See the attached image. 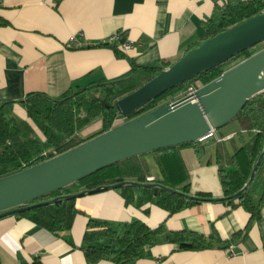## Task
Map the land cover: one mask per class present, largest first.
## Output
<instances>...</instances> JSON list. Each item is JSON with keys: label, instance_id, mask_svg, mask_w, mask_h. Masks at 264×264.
<instances>
[{"label": "crops", "instance_id": "obj_1", "mask_svg": "<svg viewBox=\"0 0 264 264\" xmlns=\"http://www.w3.org/2000/svg\"><path fill=\"white\" fill-rule=\"evenodd\" d=\"M239 1L0 0V20L4 22L0 24V101H13V113L29 121L16 101L30 92L57 97L75 83L122 77L132 68L161 61L172 64L201 41L204 23L217 21L222 5ZM71 36L79 37L83 44L69 46ZM124 44L129 47L122 49ZM100 128L98 121L83 136ZM236 128L230 124L217 132L233 136ZM231 137L221 141L229 152L238 145ZM216 143L214 139L201 143L205 148L202 160L191 146L180 149L188 170L190 196L207 193L212 200L168 214L154 202L142 207L125 204L117 189L85 193L76 197L80 212L70 230L61 235L16 214L7 215L0 218V264H31L36 256L43 264H88L80 246L89 219L114 227L131 220L149 227L163 223L165 230L188 229L230 239L245 228L250 215L221 201L223 190L218 165L213 161ZM146 159L152 168L148 176L156 179L153 157L147 155ZM131 264H264V203L260 218L229 246L192 251L162 242Z\"/></svg>", "mask_w": 264, "mask_h": 264}, {"label": "trees", "instance_id": "obj_2", "mask_svg": "<svg viewBox=\"0 0 264 264\" xmlns=\"http://www.w3.org/2000/svg\"><path fill=\"white\" fill-rule=\"evenodd\" d=\"M219 9L220 17L217 21L208 20L204 23L201 40L262 13L264 2L241 0L235 4L226 3ZM3 23L0 20V24ZM197 44L198 42L194 43L189 50ZM262 47L264 42L198 73L144 103L126 118L118 113L116 101L169 67V62L161 61L132 68L127 75L114 79L75 83L57 97L30 92L16 101L25 110L29 121L13 113V101H0V177L35 166L130 118L165 105L175 100L188 86L197 88L206 84ZM97 119L101 121L100 130L91 136H83L81 131ZM230 124L237 126L232 137H235L234 141L238 145L233 152H229L224 142H217L213 161L218 165L223 190L221 201L230 208L241 207L250 215L243 230L236 232L230 239L222 240L213 233L205 236L188 229L165 230L163 223L157 227H149L142 221L131 220L114 227L106 221L89 219L80 246L86 262L95 264L100 260H110L112 264H131L146 257L151 247L162 242L176 245L180 250L199 251L229 246L230 243L239 241L252 222L260 218V209L264 203V155L251 184L234 196L248 181L252 168L264 149V92L249 99L226 126ZM183 146H191L198 160H202L205 155L204 146L196 141L130 157L30 201L27 205L43 203L23 209L16 215L55 235H61L70 230L75 216L80 212L75 203L76 197L68 195L125 181L135 183L110 187L120 192L125 204L142 207L154 202L168 214L204 200H212L207 193L190 196L188 170L180 152ZM147 155L153 157L157 167L158 176L154 181L146 180L152 174ZM31 264L43 263L36 256Z\"/></svg>", "mask_w": 264, "mask_h": 264}, {"label": "water", "instance_id": "obj_3", "mask_svg": "<svg viewBox=\"0 0 264 264\" xmlns=\"http://www.w3.org/2000/svg\"><path fill=\"white\" fill-rule=\"evenodd\" d=\"M263 42L264 11L199 41L169 67L117 100L116 109L126 118L163 92ZM262 92L264 47L197 87L192 94L130 118L35 166L0 177V218L38 206L43 202L27 203L121 160L164 147L196 142L211 128L218 130L230 123L249 99ZM263 155L264 149L248 181L234 196L251 184ZM127 183L135 182L82 190L68 197Z\"/></svg>", "mask_w": 264, "mask_h": 264}, {"label": "built area", "instance_id": "obj_4", "mask_svg": "<svg viewBox=\"0 0 264 264\" xmlns=\"http://www.w3.org/2000/svg\"><path fill=\"white\" fill-rule=\"evenodd\" d=\"M82 44L83 43L81 42L79 37L71 36L69 38L68 45L71 46V47H79ZM128 47H129V44L122 45V49H127ZM195 89H196V87H194V86H188L186 88V91L184 93H182L179 96V98L182 97V96H185L187 94H192L195 91ZM231 136H232L231 134L230 135L219 136L217 130L215 128H211L207 135H205L204 137L200 138L197 141L202 143V142L207 141L209 139H214L216 142H220V141H224V140L229 139ZM146 180L147 181H154L155 177L154 176H147Z\"/></svg>", "mask_w": 264, "mask_h": 264}, {"label": "rangeland", "instance_id": "obj_5", "mask_svg": "<svg viewBox=\"0 0 264 264\" xmlns=\"http://www.w3.org/2000/svg\"><path fill=\"white\" fill-rule=\"evenodd\" d=\"M186 91V90H185ZM184 91V92H185ZM184 92H182V93H184ZM182 93H180L179 95H177V97H176V99H178L179 98V96L182 94ZM175 99V100H176ZM172 101H174V100H172ZM171 102V101H170ZM98 121H100V119H97V120H95L94 122H92L91 124H89L88 126H86L82 131H81V134L83 135V133H84V131H86L87 129H89L90 127H92V125H94L96 122H98ZM101 122V121H100ZM30 124H31V122H30ZM32 125V127H34L33 126V124H31ZM36 129V128H35ZM37 130V129H36Z\"/></svg>", "mask_w": 264, "mask_h": 264}]
</instances>
